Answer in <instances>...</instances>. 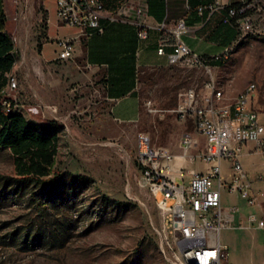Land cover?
<instances>
[{
  "label": "rangeland",
  "instance_id": "obj_1",
  "mask_svg": "<svg viewBox=\"0 0 264 264\" xmlns=\"http://www.w3.org/2000/svg\"><path fill=\"white\" fill-rule=\"evenodd\" d=\"M2 4L4 32L13 44L11 77L17 80V106L12 110L21 112L30 127L54 132L57 143L52 166L39 181L21 180L13 155L0 147V264H172L175 246L168 212L158 207L144 176L137 138L144 134L152 148L179 154L180 137L192 123L178 124L172 111L188 89L206 99L209 77L203 69L185 66L141 68L136 82L139 120L118 124L109 116L103 91L73 79L70 60L52 67L40 63L42 46L47 44L45 57H54L58 49L51 39L68 32L53 26V1ZM209 65L224 97L217 104L232 102L254 84V105L264 118V35L242 36L228 59ZM39 105L55 106L56 120L30 115ZM247 165L253 175L264 174L257 157ZM48 179L55 183H46ZM259 192L264 217V182ZM224 204L236 205L242 220L257 214L235 197H224ZM235 228L242 229L241 221L222 230V242L230 261L248 264V249L255 246L258 253L264 234L256 228Z\"/></svg>",
  "mask_w": 264,
  "mask_h": 264
},
{
  "label": "built area",
  "instance_id": "obj_2",
  "mask_svg": "<svg viewBox=\"0 0 264 264\" xmlns=\"http://www.w3.org/2000/svg\"><path fill=\"white\" fill-rule=\"evenodd\" d=\"M57 28L74 30L78 37L88 39L103 35L113 24L134 29L138 41H146L151 31L159 34L157 55L165 57L169 66L200 68L207 74V97L188 89L178 100L173 114L178 124L192 128L182 133L181 152L172 154L166 148H152L150 139L138 135V159L144 167V176L151 184L153 197L162 210L168 212L169 229L173 234L175 252L172 264H230L227 248L220 242V233L228 228L239 212L237 206H222V195L235 196L249 207L260 209L261 194L255 183L264 182V174L252 177L244 167V148L252 145L264 167V118L255 108L257 89L249 84L232 102L230 108H217L224 100L218 93L210 63L221 62L231 55V46L242 36L262 39L264 35V0H214L195 7L201 26L219 15L220 25L236 33L232 43L219 54L207 57L193 52L181 39L191 32L184 18L174 23L157 22L150 16L151 0H126L119 5L113 17L92 14L85 0H52ZM186 13L191 11V0H180ZM205 1V0H199ZM17 4V1H15ZM73 38H57L56 60L73 59ZM169 47L170 52L165 49ZM17 80L12 89L0 95V106L8 113L15 109ZM30 115L56 120L57 109L51 105L32 107ZM21 113V112H20ZM199 137L205 139L201 148ZM209 164L204 173L185 168L187 162ZM227 165L228 173L223 172ZM186 177L188 179L185 183ZM173 202L172 206H168ZM242 228L264 230V219L250 213Z\"/></svg>",
  "mask_w": 264,
  "mask_h": 264
},
{
  "label": "crops",
  "instance_id": "obj_3",
  "mask_svg": "<svg viewBox=\"0 0 264 264\" xmlns=\"http://www.w3.org/2000/svg\"><path fill=\"white\" fill-rule=\"evenodd\" d=\"M102 1L107 8L109 7L108 10H111L119 0ZM191 2L193 5L196 3V0H191ZM181 8L183 9L180 0H153L149 5L150 16L154 21L174 23L178 19L184 18L186 23H189L191 32L183 35L181 39L198 55L207 57L217 55L235 39L230 40L231 32L233 31L235 33V31L233 29H225L220 25L219 15L214 16V18L205 26H201V18H196V16L190 14V12L186 13L184 9V12L181 13ZM53 26L56 28V31L64 29L57 28L56 22ZM57 38L74 39L73 59L68 62L71 76L74 80L80 81L83 87L95 86L103 91L104 99L110 104L107 110L110 118L118 124L137 122L140 117V102L136 88L137 74L139 70L141 68H155L167 64L165 57L158 56L156 52L159 34L155 31H151L148 40L138 41L132 27L114 24L109 26L103 35L90 37L88 39L78 37V33L74 30H68L64 36H57L51 40L55 41ZM229 40L231 41L230 44L228 43ZM52 43L55 46L54 42ZM46 45L47 44L43 45L40 50V63H50L49 66L51 67L54 66L55 62L62 63V61L56 60L58 51L55 52V56L52 58L44 56V47ZM165 51L170 52V48L167 47ZM78 61H80L81 65ZM199 142L201 148H203L205 139L199 137ZM253 157H257L261 162L260 156L253 152V146H246L244 148L242 162L252 177L257 174L253 175V173L249 171L247 164ZM209 167V164L200 161H195L193 163L187 162L185 164L186 169L193 170L197 173H204ZM223 172L225 175L228 173L227 165H223ZM187 181L188 179L186 177L185 183H187ZM261 184L262 183H255L256 190L259 191V186ZM226 196L230 195H222L223 207L232 205L224 204V197ZM235 199L240 200L237 197H235ZM260 211V209H257V214L264 219L263 215L260 214ZM247 216L242 220L237 213L233 223L240 224L241 221V224L243 225L246 223ZM247 229L250 228H235L234 230L245 232ZM261 232L264 234V230H261ZM220 242L227 248L229 263L234 264L229 259V249L227 244L222 242L221 233ZM259 243L258 253L255 251V246L248 249V251L250 250L248 264H263L264 245L261 242Z\"/></svg>",
  "mask_w": 264,
  "mask_h": 264
},
{
  "label": "trees",
  "instance_id": "obj_4",
  "mask_svg": "<svg viewBox=\"0 0 264 264\" xmlns=\"http://www.w3.org/2000/svg\"><path fill=\"white\" fill-rule=\"evenodd\" d=\"M213 1L196 0V3L193 5L191 2L190 14H194L196 18H199L196 15L195 7L207 5ZM187 25L189 26L188 22ZM5 27L6 18L2 0H0V88L6 84V74L12 71L14 63L12 55L13 44L4 32ZM235 37L236 33L232 31L230 40H233ZM230 40L228 41L229 44L231 43ZM218 63L217 61H213L210 64L214 66ZM2 110L0 107V147L7 148L13 155L15 170L21 180L39 181V178L47 175L48 169L52 166L56 155V134L45 130L40 132L30 127L25 118L20 113L18 114L17 111H11L6 114ZM55 174L58 175V173ZM46 183H55V180L48 179Z\"/></svg>",
  "mask_w": 264,
  "mask_h": 264
},
{
  "label": "bare ground",
  "instance_id": "obj_5",
  "mask_svg": "<svg viewBox=\"0 0 264 264\" xmlns=\"http://www.w3.org/2000/svg\"><path fill=\"white\" fill-rule=\"evenodd\" d=\"M85 1L87 2V8L92 10V14H96V15L102 16V17H113V16H115L117 13V10L119 9V5L126 2V0H119L116 2V5H114L112 7L111 10H108L109 7L107 8L105 3L102 0H85ZM226 59H228V57H225L224 59H222V61H225ZM15 82H16V79L14 77H11V72L9 74H6V84L2 88H0V95H3L5 93H7L8 91H10L12 89V85H14ZM248 89H249V85L246 87L245 90H248ZM218 93H221V92L218 91ZM218 101H220V100H218ZM232 102H236V98ZM232 102L225 104V105L217 104V108H230V105H232ZM0 107L3 109L2 106H0ZM2 111H4L7 114L5 109H3ZM4 112H2V113H4ZM9 112H11V111H9ZM18 114H19V112H18ZM163 211H166V210H163Z\"/></svg>",
  "mask_w": 264,
  "mask_h": 264
}]
</instances>
